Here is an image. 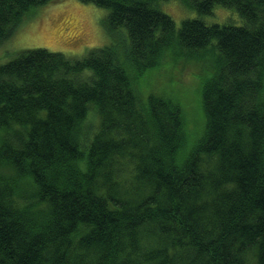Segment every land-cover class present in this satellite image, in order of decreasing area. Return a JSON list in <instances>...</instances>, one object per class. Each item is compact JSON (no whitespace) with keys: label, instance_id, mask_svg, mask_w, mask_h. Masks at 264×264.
<instances>
[{"label":"trees","instance_id":"obj_1","mask_svg":"<svg viewBox=\"0 0 264 264\" xmlns=\"http://www.w3.org/2000/svg\"><path fill=\"white\" fill-rule=\"evenodd\" d=\"M52 1L0 0V45ZM82 1L109 43L0 63V264H264V0ZM185 59L211 69L188 148L181 99L140 89Z\"/></svg>","mask_w":264,"mask_h":264},{"label":"rangeland","instance_id":"obj_2","mask_svg":"<svg viewBox=\"0 0 264 264\" xmlns=\"http://www.w3.org/2000/svg\"><path fill=\"white\" fill-rule=\"evenodd\" d=\"M158 6L169 13L178 25L185 18L200 16L197 10L182 0H160ZM107 12V8L82 0H54L37 6L25 15L21 25L0 45V63L11 59L19 50L33 47L62 51L73 58L82 59L91 48L110 42L101 23L102 16ZM201 17L207 23H244L235 8L222 5H216L212 13ZM184 61V64L174 66L167 63L154 68L141 79L140 89L145 94L152 90L165 91L181 99L191 132L188 148L205 126L201 90L203 79L211 73V69L200 70L195 60Z\"/></svg>","mask_w":264,"mask_h":264}]
</instances>
